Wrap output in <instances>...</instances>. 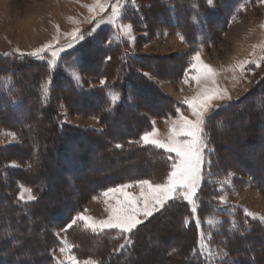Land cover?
Instances as JSON below:
<instances>
[{"label":"trees","instance_id":"1","mask_svg":"<svg viewBox=\"0 0 264 264\" xmlns=\"http://www.w3.org/2000/svg\"><path fill=\"white\" fill-rule=\"evenodd\" d=\"M160 1L152 0L149 3L153 4L152 12L161 14L164 10L172 26L185 38L188 36L192 44L197 45L193 22L198 15L201 18L204 11L209 9L207 4L203 0H195L193 3L196 4L189 0H162V3L167 1L165 8L159 5ZM221 2L228 11L227 14L238 12V1ZM134 9L125 11L124 16L135 14ZM98 42L97 37L91 36L90 40L76 49V54L72 51L62 57L55 68L47 60L28 54H0V125L4 129L18 132L20 137L16 144L0 146V264H56L54 251L61 245L56 234L59 228L65 230L75 255L95 257L100 264H155L163 257L167 264H225V260L231 259L233 254H236L241 264H245L241 258L243 255L248 257L246 264H264V245L257 242V236L264 234V222L254 221L236 212L228 218L225 215L219 225L206 223L207 217H224L225 213L218 208L219 185L223 177L233 170L242 171L258 187L264 189V141L261 138L256 140V136L264 137L263 87L255 95L254 92L250 93L245 101H229L218 106L214 112L216 116L207 122L208 163L205 166L203 184L197 193L195 211L194 205L185 199L169 201L171 207L164 215L157 213L147 223L140 225L130 234L132 244L123 251L116 252L113 249L123 242L122 239H114L119 234L117 229L93 232L81 220H77L71 228L67 227L76 218L82 202L90 196L100 194L106 185L126 180L130 176L162 182L166 180L174 163L171 154L165 150L142 144L141 136L152 128L153 117L174 116L180 103L172 101L168 105L161 104L162 106L152 103L151 111L142 110L140 100L144 102L148 98L144 97L146 92H155L156 96L160 94L155 91L154 83L138 72L140 65L137 68V64L132 63V59L135 60L136 57L123 40L103 49V54L106 53L111 59H102V65L98 66L95 63L97 52L101 51L97 46ZM75 64L83 71L87 69L93 77H103L106 83L95 92L86 89L70 74ZM188 64H184V69ZM8 76H11L10 84L5 83ZM48 80L51 83L48 84V94L45 97L42 86ZM261 84L264 85V81ZM110 94H119V100L114 105ZM60 98L66 100L69 108L75 112L78 110L97 115L103 129L65 125L58 107ZM108 108L111 111H106ZM241 119L244 122L240 125L238 123ZM219 120L226 125L222 130L215 127V122ZM228 136L236 140L242 136L238 148L222 147L226 145ZM71 140H74L78 153L67 161L73 149L67 146ZM138 141L140 142L137 143ZM244 144L257 147L252 149V153L261 159V163L247 161L245 157L249 151L243 148ZM116 145L122 147L117 148ZM92 147L97 150L91 157L89 153ZM60 153L67 164L61 165L59 173L54 167ZM105 160H108L107 163ZM102 162L106 163L104 168L101 167ZM13 163L18 167H13ZM123 163H131L135 173L129 174L127 167L121 168ZM70 164L73 168L77 164L78 168H82V173L76 175L75 182H69L65 186L67 179L63 173ZM28 165H32V168L29 169ZM117 166L120 169H116ZM22 184L32 189L37 200L19 199ZM73 190L76 192L75 196L71 201L68 200L66 207L60 208L55 204L66 200L71 193L74 195ZM161 218L170 226L175 223L179 225L180 235L176 245L166 244L168 235H165L163 229L155 227L157 223L148 227V230L144 229ZM245 220L251 226L250 234L246 233L242 237L229 231L233 221L243 225ZM201 233L204 234L209 250L213 253L227 251L229 257H209L208 251L200 248ZM150 239L155 240V246L149 245ZM249 239L254 242L257 255L254 251H249L252 250V246L248 244ZM173 249L176 252L170 255ZM160 254L162 258L159 257ZM253 256L254 261L250 259Z\"/></svg>","mask_w":264,"mask_h":264},{"label":"rangeland","instance_id":"2","mask_svg":"<svg viewBox=\"0 0 264 264\" xmlns=\"http://www.w3.org/2000/svg\"><path fill=\"white\" fill-rule=\"evenodd\" d=\"M151 1L134 0V2H128V0H124V6L120 9L119 15L113 17L111 5H114L116 0H102L106 5L105 9L101 11L97 8L95 12L90 11L89 7H87L94 5L95 0H0V54L4 52H16L30 55V53L38 49H43V51L39 52L36 56H31L38 59H45L50 62L53 60L52 53L57 52V65L60 59L65 57L68 52L71 53L75 51L76 54V49L80 47L83 42L88 39L90 40L91 36H95L97 40H99L97 46L101 48V51L97 52L98 56L95 62L98 63L99 66L102 65V59L109 57L106 53L103 54V49L108 48L110 44L122 40L125 41L131 54L136 57L135 60L132 59V63H136L137 68L138 65H140L138 72L142 74L146 80L152 81L155 86V91L160 93L156 96L155 92L153 94L146 92V95H144V97H148L145 100L146 102L140 100V103L142 102V110L147 112L151 111L150 104L152 103H157L159 106L161 104L168 105L172 101L180 103L178 111L174 116L170 118H160L158 115L157 117H153L152 128H149L142 134L143 136L145 133L155 132L156 135L154 138L164 143L168 142L173 127L179 131L180 125L177 122L180 120L181 115L188 120H195L192 107L185 101L191 100V98L197 96L205 87L212 88L214 86H219L221 89H227L232 97L231 101H245L250 93L254 92L255 95V93L257 94L260 92L261 87L264 88V85L261 84L262 81H264V0H235L240 3L238 6L239 10L232 15L227 14L228 11L223 7L221 0H213L214 6H209L206 0H203L209 9L204 11L201 18L198 15L197 18L194 19V39L197 45L192 44V41H190V39L188 40V36L185 38L180 31L172 26L164 10L161 14H154L152 12L153 4H149ZM161 1L159 5L161 4L166 8L167 1H165L166 3H162ZM189 1L192 4H196L193 3L195 0ZM133 8L137 9V11L134 9L135 14L131 15L129 13V15L124 16L125 11L129 12V9ZM201 8L205 9V6ZM101 18H103V23L100 22ZM123 24L132 25L131 35L134 39H129V37L123 33L122 28L119 27ZM93 29L94 31H92ZM89 32H92L91 36L88 35ZM73 33H75V36ZM81 35L85 37L82 41L79 40ZM181 35L184 37L183 40L180 39ZM109 41H111V43H109ZM70 44L73 46L68 47ZM48 45L51 47H47ZM90 48L92 50V46H90ZM91 50H89V52H91ZM94 51L96 53V50ZM95 53H93V55H96ZM197 53L200 54L201 61L204 64L210 65L216 71L215 85H213L210 79L202 78L199 83L194 79V77H197L202 72L201 65L197 64L194 60ZM256 62L260 64L259 67L256 66ZM186 63L189 64L187 68L184 69ZM74 66L75 68L71 71L79 75V83L86 89L95 92L101 89L105 84H101V80L105 81L103 77H93L88 73L87 69L83 71L80 66L77 67L76 64ZM144 73H149L152 78L149 79ZM226 102L229 101L216 100L213 101V104L217 108ZM136 103L138 104V101ZM58 105L62 115V121L65 125L81 127L83 129H103V125L100 123L97 115L85 114L78 112V110L75 112L74 109L69 108L67 101L62 100V98H60ZM134 107L136 108V106ZM215 116L214 113H210L211 118ZM205 120L207 126V122L210 119L206 117ZM243 122L244 121L241 119L238 124L241 125ZM5 132H15L17 138L12 140L11 137L4 134ZM78 137L80 138L81 136ZM241 138L242 136L236 140V138H229L228 136L225 140L226 145L222 147L225 148L228 146L238 148L242 140ZM260 138L264 141V137L256 136V140ZM80 139L84 140L83 137ZM177 139L188 140L191 138L181 135L178 136ZM19 141L20 137L18 132L4 129L0 125L1 147L16 144ZM73 141L74 140H71V143L69 142L67 145L69 148L73 147V149H71L72 154L67 161L72 160V157L78 153V150H76L77 147H75ZM76 142L75 140V143ZM142 144L144 143L142 142ZM243 146V148L249 151L245 157L247 161L261 163V159L257 158V156L252 153V149L255 147H251L247 144ZM96 150L97 148L92 147L89 153L91 157ZM163 150L168 152L166 149ZM207 151L208 148L204 151L205 159L201 171L202 179L197 188L196 195L192 198L195 202L197 193L204 180L205 166L208 163ZM61 152L64 153L63 150ZM62 153L59 154L58 163L54 167L55 171L59 173L61 172V165L65 163L64 160H62ZM168 153L173 157L174 163H177L179 158L176 156V153ZM107 161L108 160H105L106 163ZM106 163L103 164L102 162L101 167L104 168ZM130 164L131 163H123L121 168H123L122 166L127 167L126 171L129 174H134L135 169H133L134 167H131ZM75 166L76 167L73 168L70 164L66 168L65 173H63L67 179L65 181V186L69 182H75L74 179L76 175L79 176V174L82 173V168H78L77 164ZM116 169H120V167L117 166ZM231 173V176L228 174L223 177L219 185L220 194L218 198L220 204L218 208L219 211L225 213L223 214L224 217L222 215L210 216L207 217L206 223L208 218H214L218 221L216 225H219L224 220L225 215L227 218L230 214L234 215L236 212L244 215L245 209L257 213L260 216H264V189L258 187L255 181L251 180L249 176L244 175L242 171L233 170ZM144 180L150 181L153 185L165 182V180L162 182H154L147 177L134 178L130 176L126 180L108 184L100 194L90 196L82 202L83 204L77 216L83 214L85 217H92L94 221L108 219L111 215V207L116 205L118 199L122 200L123 195L121 193H113L105 197L103 193L110 188H117L124 184L130 185V187L125 189V192L139 198V202L142 203L143 197L141 196L142 188L140 182ZM226 180H231V184L226 183ZM76 182H78V180H76ZM21 186L30 188L28 185L24 184ZM21 186L19 196L22 191ZM183 191V189H178L177 194L174 195L178 196ZM143 192L147 196L150 193V189L145 186ZM75 193L74 191V195L71 193L66 197V200L57 201L55 204L60 208L63 206L66 207L68 200L70 199L71 201ZM24 195L26 198L27 193H24ZM221 197H226L227 203H223ZM25 201L27 200L25 199ZM191 205H193V203H191ZM81 221H83V225H86V220L81 219ZM145 223H147V221H145ZM155 223H157V225ZM153 224L156 225L155 227H157L158 230L161 228L165 231V235H168L166 244L174 243L176 245L180 235L179 225L177 223L170 226L169 223H164L161 218L156 222L153 221V223L148 224L144 229L148 230V227L153 226ZM56 234H58L57 236L61 241V245L54 251L56 264L57 261H66L67 255L76 256L80 264H83V261L88 258L97 260L92 256H77L72 252V249L67 253L61 252L60 249L65 247V241L68 243L67 235L65 230L61 228L56 230ZM263 235L257 236V242L262 245H264ZM152 239H150L148 243L149 245L155 246V240ZM248 244L254 249L255 244L253 241L249 239ZM255 254L257 255V252H255ZM159 257L162 258V255L160 254ZM230 257L231 259L229 260H238L236 254ZM241 258L245 261V264L248 263L247 256L245 257L243 255ZM163 259L155 264H167L165 259Z\"/></svg>","mask_w":264,"mask_h":264},{"label":"snow or ice","instance_id":"3","mask_svg":"<svg viewBox=\"0 0 264 264\" xmlns=\"http://www.w3.org/2000/svg\"><path fill=\"white\" fill-rule=\"evenodd\" d=\"M128 2H134V0H128ZM206 3L209 6L213 5V0H206ZM124 6V0H116L112 7L113 17L119 15L120 9ZM89 7L90 11L95 12L96 9H100L103 11L106 7L105 3L102 0H95V4ZM101 23H103V18H101ZM119 27L122 28L123 33L129 37V39H134L132 37V25L131 24H123ZM58 28V26H57ZM94 31V29L92 30ZM75 36V33H73ZM89 36L92 35V32L88 33ZM85 37L81 35L79 40H84ZM180 39L183 40L184 37L181 35ZM111 43V41H109ZM73 45H68V47H72ZM47 47H51L48 45ZM43 51V49H38L35 52L30 53V55L36 56L39 52ZM53 60L49 62L52 68L56 66V57L57 52H53ZM111 59V57H108ZM194 60L197 64H200L202 67V72L194 79L197 80V83L203 79H210L215 85V77L217 75L216 71L207 64H204L201 61L200 54L197 53L194 57ZM256 66L259 67L260 64L256 62ZM195 67V65H194ZM79 83L80 77L75 72L70 73ZM146 77L151 79L149 73H144ZM187 82V81H186ZM5 83H11V76H8L5 80ZM51 83L50 80L46 81V83L42 86L44 96L46 97L48 94V84ZM106 83V81L101 80V84ZM111 102L114 105L117 100H119V94H110ZM232 97L228 93L227 89H221L219 86H214L212 88L205 87L202 92L198 93L197 96L191 98V100H186L192 107L193 115L195 116V120H188L186 117H180V120L177 122L180 125L179 131L175 127H173L172 134L170 135L168 142L164 143L158 139H155V132L145 133L141 137V141L144 144H152L158 148L166 149L168 152L176 153V156L179 158L177 163L172 164V170L167 175L165 182L152 184L148 180H144L140 182V186L142 188L141 196L143 197V202H139V198L131 196L129 193L125 192V189L130 187V185L124 184L120 185L117 188H110L106 192L103 193L105 197H108L113 193H121L123 195V199H118L116 201V205L111 207V215L106 220L102 221H94L92 217H85L83 214H79L75 219L71 221L67 225L68 228H71L73 225L77 223V220H86L87 223L85 225L86 228L91 229L93 232H102L104 229H118L119 234L114 237L116 240H123L122 243H118L116 247L113 249L116 251H123L126 247L132 244L131 235L140 225L144 224L145 221H148L150 218L154 217L157 213L160 215H164L166 210L171 206L168 204L170 200L180 198L185 199L193 203V211H195V201L192 199L196 195L197 188L202 179L201 171L202 165L204 163V151L209 147L207 141L209 140V133L206 131V117H210V113L215 112L216 106L213 104V101H231ZM264 110V107H262ZM106 111H111V108L106 109ZM215 127L219 130H222L226 127L224 121L219 120L215 122ZM5 135L11 137L12 140H15L16 133L15 132H5ZM187 136L191 139L188 140H179L178 136ZM138 141L137 143H139ZM117 148L122 147V145H116ZM13 167H18L15 163L12 165ZM28 168L31 169L32 165H28ZM232 173H229L231 176ZM226 183L231 184V180H226ZM147 186L150 189L149 195H145L143 192V188ZM21 194L19 199L21 201H35L37 200V196L32 193L31 188H26L21 186ZM178 189H183L184 191L177 194ZM24 193H27V197L25 198ZM223 203H227L226 197H221ZM245 217H251L254 221L264 222V216H260L257 213H253L247 209L244 210ZM207 223L209 225H216L218 223L214 218H208ZM185 224H187V220H185ZM229 231L236 233L242 237L245 236L246 233L251 232V226L248 224V221L245 220L243 225L233 221L231 223ZM58 235V234H57ZM72 245L68 244L65 241V247L61 248V252L67 253L71 249ZM200 248L208 251V256H220L221 259L229 257V253L227 251L221 250L218 253H213L209 250L208 245L205 243L204 234L201 233V243ZM254 251V249L249 250ZM176 250L173 249L170 255L175 253ZM195 254V250L194 253ZM252 261L255 260V257H250ZM57 264H80L77 260V257L74 255H67L66 261H57ZM83 264H100L99 261L94 260L92 258H88L83 261ZM225 264H241V261L236 260H225Z\"/></svg>","mask_w":264,"mask_h":264}]
</instances>
